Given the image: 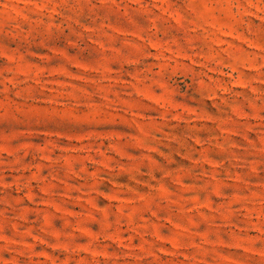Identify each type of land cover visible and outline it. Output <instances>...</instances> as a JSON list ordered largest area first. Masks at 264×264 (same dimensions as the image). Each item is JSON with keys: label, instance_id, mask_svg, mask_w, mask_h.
Masks as SVG:
<instances>
[{"label": "rangeland", "instance_id": "1", "mask_svg": "<svg viewBox=\"0 0 264 264\" xmlns=\"http://www.w3.org/2000/svg\"><path fill=\"white\" fill-rule=\"evenodd\" d=\"M0 264H264V0H0Z\"/></svg>", "mask_w": 264, "mask_h": 264}]
</instances>
